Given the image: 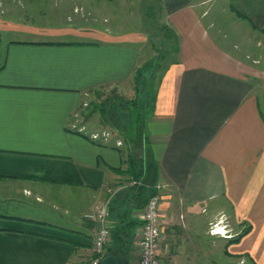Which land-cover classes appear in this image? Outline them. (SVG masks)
Wrapping results in <instances>:
<instances>
[{"label": "crops", "instance_id": "0c3cea01", "mask_svg": "<svg viewBox=\"0 0 264 264\" xmlns=\"http://www.w3.org/2000/svg\"><path fill=\"white\" fill-rule=\"evenodd\" d=\"M117 1L0 0V264H89L86 215L128 189L130 157L162 187L164 264H264V113L225 46L239 26L264 34V0H159L176 60L160 69L150 114L137 132L89 130L90 96L130 90L148 44L147 30L114 22ZM220 216L231 240L209 234Z\"/></svg>", "mask_w": 264, "mask_h": 264}, {"label": "rangeland", "instance_id": "374dc122", "mask_svg": "<svg viewBox=\"0 0 264 264\" xmlns=\"http://www.w3.org/2000/svg\"><path fill=\"white\" fill-rule=\"evenodd\" d=\"M110 7L112 9L109 13L114 14L116 18L114 22L120 21L121 25L119 26L125 31L147 30L148 44L143 50L140 59V74L136 76L135 73L132 76L133 84L130 90L127 92L108 90L93 93L87 102V107H84L82 111V115L85 117L83 121L89 130L99 131L110 128L111 123L107 124L106 117L113 109L118 112L122 111L127 116L124 120L127 129L130 127L131 130L137 132L136 129L141 126L143 116L150 114V101L157 85V78L162 71L160 69L165 68L169 63L176 60L174 56L176 41L172 39L166 40L165 21H159L163 18L159 11V0H119L114 4H110ZM217 13L215 9L212 10L210 17L211 14L216 15ZM100 14V16H103L105 13L101 12ZM137 19H142L143 21H137ZM210 22L206 21L207 24ZM215 23H217V27L213 25L212 31H229L228 23L231 24V21H215ZM236 29L237 31L233 36L236 39L232 42H226L225 46L246 65L247 71L255 77L256 81H253L252 84L260 100V109L264 113V34L253 32L246 26H239ZM234 45L239 48H233ZM123 106L126 108L125 110L124 108L122 110ZM101 120L104 121L103 125ZM219 223L221 225L224 224L227 234H229L228 236L231 235V238H234V225L222 216L216 218L210 224L209 230L213 225ZM221 232L224 234L223 230ZM215 249H217L216 246ZM219 257L222 256H214L211 261L214 264H225Z\"/></svg>", "mask_w": 264, "mask_h": 264}, {"label": "trees", "instance_id": "16d2710c", "mask_svg": "<svg viewBox=\"0 0 264 264\" xmlns=\"http://www.w3.org/2000/svg\"><path fill=\"white\" fill-rule=\"evenodd\" d=\"M139 74L140 71L136 72V76H139ZM123 108L126 109L123 106L122 110ZM126 118L127 116L122 111L118 112L112 109V112L107 114L106 121L115 128L121 129L126 126L124 121ZM124 140L127 139L124 138ZM138 140L140 139L138 138ZM119 173L129 175L135 184L129 186L128 189L119 191L115 195L113 203L109 205V218L117 224L111 229L112 244L107 255H113L118 264H126L135 239V229L138 226V222L133 220L130 215L134 210L143 209L149 199L156 194V190L149 179V172L147 171L146 175L144 174L142 158L130 157L129 169L119 171ZM117 213H123V215L118 217Z\"/></svg>", "mask_w": 264, "mask_h": 264}, {"label": "built area", "instance_id": "2783aa9c", "mask_svg": "<svg viewBox=\"0 0 264 264\" xmlns=\"http://www.w3.org/2000/svg\"><path fill=\"white\" fill-rule=\"evenodd\" d=\"M131 181L129 184L134 185ZM156 194L149 199L146 206L135 212L134 218L139 224L135 245L138 250L137 264H164L161 257L162 249V230L160 202L162 199V187L155 186ZM86 219L97 224L96 233L92 243L93 259L90 264H100L101 260L107 255L108 248L111 245V226L109 220V203L103 204L93 213L86 215ZM223 230L224 234L219 231ZM211 236L231 238L228 236L224 224L219 226L215 224L209 230ZM167 247L165 246V249Z\"/></svg>", "mask_w": 264, "mask_h": 264}, {"label": "water", "instance_id": "95a60500", "mask_svg": "<svg viewBox=\"0 0 264 264\" xmlns=\"http://www.w3.org/2000/svg\"><path fill=\"white\" fill-rule=\"evenodd\" d=\"M100 264H118L116 258L113 255H106L100 262Z\"/></svg>", "mask_w": 264, "mask_h": 264}, {"label": "bare ground", "instance_id": "6f19581e", "mask_svg": "<svg viewBox=\"0 0 264 264\" xmlns=\"http://www.w3.org/2000/svg\"><path fill=\"white\" fill-rule=\"evenodd\" d=\"M220 233H221V231L218 232V234H220Z\"/></svg>", "mask_w": 264, "mask_h": 264}]
</instances>
